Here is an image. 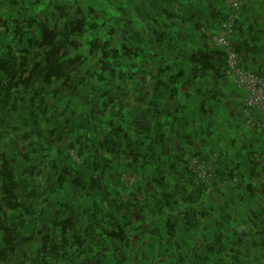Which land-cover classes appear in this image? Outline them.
<instances>
[{"label": "trees", "instance_id": "trees-1", "mask_svg": "<svg viewBox=\"0 0 264 264\" xmlns=\"http://www.w3.org/2000/svg\"><path fill=\"white\" fill-rule=\"evenodd\" d=\"M259 1L217 45L224 0H0V264L264 248V114L228 65L264 80Z\"/></svg>", "mask_w": 264, "mask_h": 264}, {"label": "crops", "instance_id": "crops-1", "mask_svg": "<svg viewBox=\"0 0 264 264\" xmlns=\"http://www.w3.org/2000/svg\"><path fill=\"white\" fill-rule=\"evenodd\" d=\"M242 12L247 16V18L254 17L257 19L254 26V38H256L257 41L255 48L256 51H254L253 54H250L251 59H244V61L248 62V65L250 66L249 68H251L254 72H260L264 75V0L259 1V6L258 4L255 7L248 5L243 8ZM215 110L217 112L220 111L221 115H223L219 106H216ZM235 127L236 125L234 126L229 124L227 127L224 125L223 132L217 129L214 131L213 135L217 136L222 143H230L232 136H235L236 134L238 135L234 138V140L238 139L237 142L244 141V138L241 135V130L236 133L238 129ZM262 184H264V182ZM256 237L257 235H255L254 238ZM262 237H264V235ZM225 241H228V243L223 242L224 247L220 250L221 252H218L217 258H222L223 253L227 250L224 255L226 260L224 262H214L211 259L210 264H264V248L260 247L254 251H249L250 253L248 251L244 253L241 249L235 248L233 246L234 244L230 243V240ZM235 254L238 255V257ZM178 263L182 264L181 261H178Z\"/></svg>", "mask_w": 264, "mask_h": 264}, {"label": "built area", "instance_id": "built-area-1", "mask_svg": "<svg viewBox=\"0 0 264 264\" xmlns=\"http://www.w3.org/2000/svg\"><path fill=\"white\" fill-rule=\"evenodd\" d=\"M248 0H224V4L230 8L229 10L232 13V18L229 23L225 26V30L220 31L217 36L213 39L217 43V45L225 44L228 42L225 39L226 32L231 30V23L233 19L236 17L235 14H238V10ZM233 10V11H232ZM234 12V13H233ZM235 55L230 53L228 56V65L234 73V81L235 83L242 89L246 90V105L248 107L256 108L262 114H264V80L257 75L250 73L249 71L239 70L236 66Z\"/></svg>", "mask_w": 264, "mask_h": 264}, {"label": "rangeland", "instance_id": "rangeland-1", "mask_svg": "<svg viewBox=\"0 0 264 264\" xmlns=\"http://www.w3.org/2000/svg\"><path fill=\"white\" fill-rule=\"evenodd\" d=\"M222 113H223V115H224V111H222ZM55 196H57V195H55ZM58 197V196H57ZM61 210V209H60ZM61 212H62V210H61Z\"/></svg>", "mask_w": 264, "mask_h": 264}]
</instances>
